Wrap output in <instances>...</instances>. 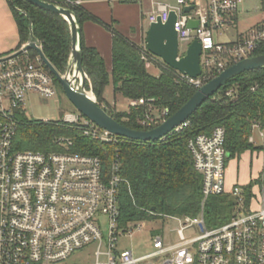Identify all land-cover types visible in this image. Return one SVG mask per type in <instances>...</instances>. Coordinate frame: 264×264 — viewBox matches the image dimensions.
<instances>
[{"label": "built area", "instance_id": "obj_1", "mask_svg": "<svg viewBox=\"0 0 264 264\" xmlns=\"http://www.w3.org/2000/svg\"><path fill=\"white\" fill-rule=\"evenodd\" d=\"M243 1L176 0L170 4L150 0L148 24L157 17L165 22L169 12L174 11L179 48L182 42H200L201 74L193 79L177 71L180 79L198 89L213 73L219 74L228 67L227 63L254 56L264 46V0L257 22L240 38L222 43L214 37L227 30L231 16ZM186 5L193 6L188 13L183 12ZM189 18L199 21L197 28L186 26ZM36 45L40 48L38 42ZM23 47L0 56V264H62L86 249L93 250L92 264H264V176L250 188L248 204L243 187L234 185L230 192L236 198L238 214L225 224L205 227L206 199L227 191L225 130L221 126L188 140L193 167L202 176L203 199L195 216L179 219L165 215L180 225L179 241L164 244L160 236H155L152 249L146 254L118 251L120 237H131L146 227L145 220L124 224L120 219L119 191L126 180L120 174L118 155L106 172L99 156L70 151V137L57 138L64 151L44 153L14 148L15 115L24 110L27 94L55 95L53 75L37 53L31 55ZM146 52L143 45L142 58L149 59L147 63H163ZM224 96L236 98L237 86L228 88ZM138 106L145 108L138 118L144 130L156 127L170 115L169 109L157 105L152 97L127 99V108ZM59 122L79 127L81 135L92 140L118 142L117 135L77 110L63 114ZM187 124L184 121L174 130ZM254 129L263 139L257 124L252 125ZM248 140L254 142L252 135ZM149 215L155 218L161 214L150 211ZM193 225L199 227L200 233L186 238L183 230Z\"/></svg>", "mask_w": 264, "mask_h": 264}, {"label": "trees", "instance_id": "obj_2", "mask_svg": "<svg viewBox=\"0 0 264 264\" xmlns=\"http://www.w3.org/2000/svg\"><path fill=\"white\" fill-rule=\"evenodd\" d=\"M7 1L18 28V48L27 42L31 25L32 34L40 44L43 54L63 74L71 52L68 22L61 15L39 8L27 0ZM46 1L73 11L81 31L82 68L88 78L85 89L91 90L97 104H105L109 109L105 106L103 109L119 123L132 129L144 130L138 124V118L143 115L145 108L138 106L122 111L110 108L103 96L110 81L114 100L117 96L126 99L152 97L157 105L167 107L170 114L179 109L195 92L193 85L180 79L178 72L164 63H161L158 75L151 74L146 68V63L150 60L142 58L143 45L133 42L86 11L80 3H75L76 0ZM85 21L96 22L112 34L110 72L107 71L99 52L84 43L82 25ZM29 52L31 55L36 54L34 50ZM262 53L264 46L253 55ZM232 64L233 62H229L227 66ZM216 75L213 73L210 79ZM53 81L56 82L55 78ZM233 86H237V96L229 99L224 96V92ZM253 86L255 90L252 91ZM15 116V149L44 153L64 151L57 144V138L70 137L73 140L70 151L99 156L106 172L109 171L113 157L118 155L120 174L126 180L120 185L119 191L122 223L146 220L151 217L150 211L195 216L200 212L203 199L202 176L193 167L188 140L221 126L225 130V164L246 150L264 152V137L260 145L248 140L253 124H257L264 134V69L246 71L230 79L188 117L187 126L173 130L156 141H138L118 136L116 144L100 142L81 135L77 126L59 121L32 120L24 110L17 111ZM261 176H264V168ZM259 181L260 178L254 179L242 186L245 204L249 201L250 188ZM230 190L206 199L203 217L207 225L212 226L229 219L231 215L227 216V212L237 208L236 198L232 197Z\"/></svg>", "mask_w": 264, "mask_h": 264}, {"label": "water", "instance_id": "obj_3", "mask_svg": "<svg viewBox=\"0 0 264 264\" xmlns=\"http://www.w3.org/2000/svg\"><path fill=\"white\" fill-rule=\"evenodd\" d=\"M27 1L39 8L61 15L68 22L71 35V52L66 71L60 74L36 45L37 40L32 34L31 25L29 26V38L22 50H34L38 54L42 63L60 84L68 101L80 114L100 128L120 137L138 141H156L162 139L186 121L203 102L216 93L230 79L246 71L264 69V53L237 61L196 89L192 96L179 109L170 114L156 127L148 130L132 129L111 117L97 104L93 92L90 90L89 93L85 90V81H88V78L82 68L81 31L73 11L46 0ZM192 9V5H186L183 12L188 13ZM20 11L25 13L23 10ZM175 22L176 13L170 11L165 22H162L161 18L157 17L155 22L149 23L145 31V48L165 65L195 79L201 74L200 56L202 50L200 42L197 39L192 40L186 46L184 52L179 55V41L174 28ZM198 25L199 21L191 18L188 19L186 24L190 29H195ZM71 73H73L72 77H70ZM74 73L80 74L79 81H77Z\"/></svg>", "mask_w": 264, "mask_h": 264}, {"label": "crops", "instance_id": "obj_4", "mask_svg": "<svg viewBox=\"0 0 264 264\" xmlns=\"http://www.w3.org/2000/svg\"><path fill=\"white\" fill-rule=\"evenodd\" d=\"M170 4H174L176 0H161ZM206 0H202L205 3ZM80 5L88 12L92 13L105 23L111 25L112 28L139 45H145V31L148 27L147 15L151 10L150 0H81ZM262 0H256L251 9L246 12L256 11L255 18L243 19L239 21V9L234 12L230 18V23L222 34L227 37L225 41L220 40V36L216 34V40L222 43L233 42L245 34L260 16V6ZM150 9V10H149ZM242 29H239V27ZM82 34L84 43L88 47L95 48L105 62L108 72L112 68V34L106 27L93 22L85 21L82 25ZM221 34V35H222ZM19 45V34L16 21L7 0H0V56L7 55L17 51ZM146 64L147 70L154 75L160 73V66ZM113 98V102H114ZM254 144L260 145L263 141L259 137V142L253 136ZM264 168V152L263 150H246L240 155L230 159L225 167V186L228 185L227 191L234 185L244 186L251 180L261 179V172ZM227 169H233L230 176Z\"/></svg>", "mask_w": 264, "mask_h": 264}, {"label": "rangeland", "instance_id": "obj_5", "mask_svg": "<svg viewBox=\"0 0 264 264\" xmlns=\"http://www.w3.org/2000/svg\"><path fill=\"white\" fill-rule=\"evenodd\" d=\"M256 0H244L238 7L239 9V21H243V19H252L255 18L257 12L249 11L246 12V9H251ZM150 10V9H149ZM241 26L239 29H242ZM220 40L225 41L227 37L225 35H219ZM215 39L217 38L216 34L214 35ZM27 42L21 45L23 47ZM40 45V44H39ZM187 43L182 42L180 44L179 52L180 55L186 49ZM41 49V46H40ZM149 64V63H146ZM150 65L152 67L161 66L159 63L151 62ZM149 65V66H150ZM55 88V95L52 97H41L36 93L30 92L27 94L24 103V111L28 118L32 120H40V121H60L61 116L65 113L75 112L76 109L74 106L68 101L66 98L63 89L60 84L56 81L53 83ZM90 93V90L85 89ZM104 99L109 103L110 108H114L117 111H122L127 108V99L121 96H117L115 101L113 102V85L111 81L105 87L103 93ZM105 104H102L103 108ZM106 107V106H105ZM108 108V107H106ZM109 109V108H108ZM253 136L256 138V141L259 140L258 131H253ZM233 169L228 170L227 174L230 176L232 174ZM228 185L225 186L227 190ZM232 195V194H231ZM211 197V196H210ZM232 197H235L232 195ZM204 210V209H203ZM155 218H148L145 220L146 227L141 232L134 233L131 237L126 235L119 238L117 243V250H132L134 255H143L151 251L152 249V240L155 236H160L164 244H172L179 241V236L177 233V229L180 228V225L175 219H171L166 217L165 215H170L174 218L182 219L186 215H178V214H166V213H158ZM238 214L237 209H233L230 212H227V216L231 215L229 219L217 223L215 225L209 226L205 223V227L207 229L217 227L219 225L225 224L231 220L233 216ZM200 233V229L197 225H193L191 227L185 228L183 230V235L186 238L194 237ZM92 256L93 250L90 249L84 250V252H79L75 256H72L70 259L66 260L62 264H92Z\"/></svg>", "mask_w": 264, "mask_h": 264}, {"label": "bare ground", "instance_id": "obj_6", "mask_svg": "<svg viewBox=\"0 0 264 264\" xmlns=\"http://www.w3.org/2000/svg\"><path fill=\"white\" fill-rule=\"evenodd\" d=\"M70 75H71L70 77H72L73 73H71ZM74 75L77 78V81H79L80 80V77H81L80 74L79 73L78 74L77 73H74Z\"/></svg>", "mask_w": 264, "mask_h": 264}]
</instances>
